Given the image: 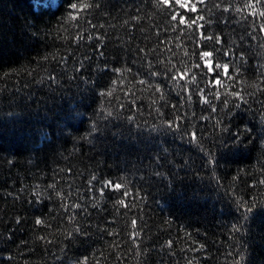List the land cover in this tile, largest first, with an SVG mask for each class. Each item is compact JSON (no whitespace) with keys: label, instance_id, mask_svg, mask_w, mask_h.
<instances>
[{"label":"trees","instance_id":"1","mask_svg":"<svg viewBox=\"0 0 264 264\" xmlns=\"http://www.w3.org/2000/svg\"><path fill=\"white\" fill-rule=\"evenodd\" d=\"M253 2L264 11V0H205L199 14L212 21L206 33L222 36L235 53L221 57L230 69L243 57L242 72L230 70L234 82L225 79L221 91L240 92L248 104L240 102L246 111L234 109L225 123L256 133L264 131V19L249 16L244 5ZM72 3L92 6L81 12L68 0H0V264H234L243 241L231 230L232 200L264 194L259 151L242 150L243 158L229 152L220 146L228 134L214 127L220 116L208 105L187 101L170 85L161 107L159 93L139 83H168L147 76V62L163 71L158 61H187V30H171L158 0ZM112 68L132 71L121 76ZM214 104L219 111L221 101ZM178 114L203 134L220 159L217 168L202 166V155L156 130ZM106 180L123 183L130 195L101 194ZM77 227L82 234L65 239ZM244 241L245 264H264V210L254 214Z\"/></svg>","mask_w":264,"mask_h":264},{"label":"snow or ice","instance_id":"2","mask_svg":"<svg viewBox=\"0 0 264 264\" xmlns=\"http://www.w3.org/2000/svg\"><path fill=\"white\" fill-rule=\"evenodd\" d=\"M158 4L164 6L166 10V15L164 17L165 22H168L169 27L172 31L182 32L187 30V39L192 43L191 51L189 52L185 49V56L187 61H181L180 66L176 64H164L163 61H158L159 64L164 65L163 71H156V65L151 61L147 62L146 75L149 77H163L168 83H152L151 81L140 80L139 83L146 84V90H151L153 94L159 93V99L165 101L161 107L168 106V101L166 98L165 89L169 88L171 85V90L176 91L178 96L185 94L183 98L191 103L206 104L209 106L212 112L217 113L220 116L216 121V125H222L221 131L227 133V139L225 140L223 136L220 137V146L222 148L228 149L229 152L233 148L237 150L241 158L244 157L245 153L242 150L247 149L249 152L253 150H258L260 155L258 157V162L264 165V131L254 133V129L249 127L247 124L238 125L235 129L230 130V123H225V118L231 122L237 113L234 109L240 111H246V109H241V103L248 104V100L240 92H223L221 91L226 87L224 80L228 79L234 82V76L230 75V70L236 74H240L243 69V57H240V65H231V61L224 62L221 57H231L235 53L226 50L224 47L223 37L216 34H208L205 31V27L211 24L210 19L206 20L205 15L199 14L202 10H205L203 6L205 5V0H158ZM201 5L198 8L197 5ZM92 5H78L77 3H72V0H68V7L73 10L84 11ZM213 7L218 8L219 5H213ZM244 8L251 9L249 16L255 17L259 15L260 18L264 19V11L257 12L255 7V2L246 3ZM228 8H224L223 11H228ZM211 11V9H207ZM237 12H242V8H237ZM188 13L193 15L189 16ZM69 18L76 19L75 15L69 14ZM170 18V20H169ZM218 22V21H217ZM259 30L264 32V25H261ZM82 38V37H81ZM92 39V37H88ZM210 49V50H208ZM99 51V50H98ZM143 49L137 50V55L143 52ZM154 51V50H153ZM101 57L104 56L103 51H99ZM148 53H145L147 56ZM143 59V57H141ZM104 68H108V64L105 63ZM264 67V66H262ZM103 70V69H101ZM111 71L119 73L123 76L124 72H131L130 68H112ZM264 74V73H262ZM189 85H194L190 88ZM234 87V83H233ZM207 90V91H206ZM261 93H264V89H260ZM101 96L111 95L110 92L100 93ZM199 97L198 100L193 101V96ZM232 97L235 103H232L227 97ZM221 101V108L217 110L214 101ZM153 105L156 101L153 100ZM261 107L264 109V101H261ZM174 109L178 105H172ZM227 108V111L224 109ZM247 110H251V105L248 106ZM157 113L160 114V109H156ZM223 113V115H221ZM111 116V112L108 113ZM129 120L133 117L129 116ZM185 117L179 114L171 121H162L161 125L156 129L164 135H171L174 139H180L189 146V151H194L204 157L202 166L214 170L220 164V159L216 156L215 152L211 148L205 146L203 134L191 130L189 127L184 125ZM259 125L261 129H264V111L260 112L259 115ZM93 130H96L95 127ZM258 137V141H257ZM257 141V143H254ZM249 146H252L249 148ZM215 147V141H213V148ZM168 149H162L163 153H167ZM264 171V167L261 169ZM156 176H162L163 173L156 171L152 173ZM92 179H96L93 177ZM101 183V194H104L105 189H113L114 191L120 193L121 196L130 195L126 190L125 185L121 182H114L112 180L100 181ZM260 184L264 185V180L259 181ZM49 187H52L51 185ZM38 199L40 194H36ZM234 204V219L235 223L232 224L231 230L234 233L239 234L240 240L243 241L240 250L236 252L237 259L234 264H245L246 257V244L244 237L248 231V227L253 220V216L256 212L264 210V194L251 195L247 197L240 196L238 198H233ZM116 203L120 206L127 207L124 199H119ZM74 207H81L80 205H75ZM35 223L37 225L42 223V220L36 219ZM134 225L136 221L132 222ZM82 229L80 227L75 228L73 231H68L65 233V239L74 240L76 235L82 234ZM138 235V233H137ZM203 247V245H201ZM76 264H88V258L83 260H77Z\"/></svg>","mask_w":264,"mask_h":264}]
</instances>
